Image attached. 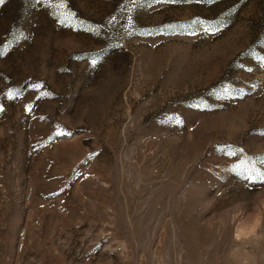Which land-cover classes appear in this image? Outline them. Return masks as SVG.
<instances>
[{"label":"rangeland","instance_id":"rangeland-1","mask_svg":"<svg viewBox=\"0 0 264 264\" xmlns=\"http://www.w3.org/2000/svg\"><path fill=\"white\" fill-rule=\"evenodd\" d=\"M261 57L264 0L0 3V264H230Z\"/></svg>","mask_w":264,"mask_h":264},{"label":"clouds","instance_id":"clouds-1","mask_svg":"<svg viewBox=\"0 0 264 264\" xmlns=\"http://www.w3.org/2000/svg\"><path fill=\"white\" fill-rule=\"evenodd\" d=\"M251 203V210L246 211L244 202L236 201L227 220L223 216L218 218V230L231 227L232 238L237 245L228 252L230 264H254L249 249L264 243V193H258ZM222 212H229V209Z\"/></svg>","mask_w":264,"mask_h":264},{"label":"snow or ice","instance_id":"snow-or-ice-1","mask_svg":"<svg viewBox=\"0 0 264 264\" xmlns=\"http://www.w3.org/2000/svg\"><path fill=\"white\" fill-rule=\"evenodd\" d=\"M4 0H0V3H3ZM164 2H167V3H177L179 2V0H164ZM197 23H203V22H200V21H197ZM205 31H218L219 30V27H215V28H205L204 29ZM261 60H264V57H261L260 58ZM93 63H95V61H93ZM0 111H3L2 108H0ZM179 123V121H178ZM247 172V175H246V178L249 179V180H252V179H256V180H260V181H264V172H261L259 171L258 169L256 168H251V169H247L246 170Z\"/></svg>","mask_w":264,"mask_h":264}]
</instances>
